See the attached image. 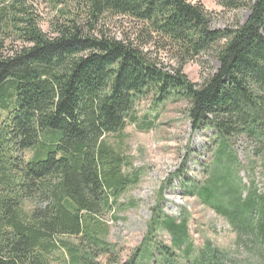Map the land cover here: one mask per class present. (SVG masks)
Masks as SVG:
<instances>
[{"label":"trees","instance_id":"obj_1","mask_svg":"<svg viewBox=\"0 0 264 264\" xmlns=\"http://www.w3.org/2000/svg\"><path fill=\"white\" fill-rule=\"evenodd\" d=\"M29 1L0 0V264H47L55 237L80 238L64 264L109 252L95 218L137 176L123 173L106 138L135 123L136 103L154 93L186 102L193 128L215 131L216 155L242 139L264 160V0H214L249 11L243 24L214 30L188 0H40L55 14L49 31ZM151 50L177 69L159 67ZM203 56L219 66L197 87L182 69ZM29 149L37 159L25 162ZM215 174L184 180L187 196L238 228L264 225V195L221 191ZM156 214L151 225L172 247H188L187 222ZM158 253L172 263L170 250Z\"/></svg>","mask_w":264,"mask_h":264},{"label":"rangeland","instance_id":"obj_2","mask_svg":"<svg viewBox=\"0 0 264 264\" xmlns=\"http://www.w3.org/2000/svg\"><path fill=\"white\" fill-rule=\"evenodd\" d=\"M30 1L40 17V28L49 31L54 12L40 0ZM188 1L201 4L210 14L213 30L233 28L236 22L241 25L249 15L247 8L225 10L214 0ZM117 29L114 33H118ZM151 53L159 67L168 72L177 69L169 55L155 50ZM218 66L213 58L203 56L182 70L187 80L198 87ZM188 108L186 102L173 98L163 102L154 93L136 103L135 123H127L120 133L106 138L123 158V173L136 175L137 182L119 195L109 211L95 218L104 228L98 237L109 245L107 254L95 252V263L164 264L158 253L161 249L172 253L171 264H264L261 220H250L238 228L196 198L188 197L183 185L184 180L199 181L216 173L221 191L226 184L241 189L243 195L252 191L264 195V160L254 157L242 139L232 141L227 150L216 155L219 145L215 131L202 126L193 128ZM23 157L25 162L37 159L32 149L26 150ZM157 212L187 222L188 247L186 243L179 249L172 247L164 229L151 225ZM79 239L53 238L55 248L49 251L47 264H64L65 247L78 248Z\"/></svg>","mask_w":264,"mask_h":264}]
</instances>
